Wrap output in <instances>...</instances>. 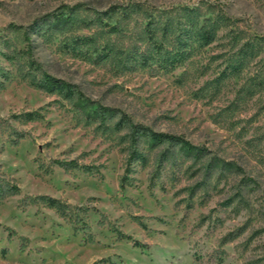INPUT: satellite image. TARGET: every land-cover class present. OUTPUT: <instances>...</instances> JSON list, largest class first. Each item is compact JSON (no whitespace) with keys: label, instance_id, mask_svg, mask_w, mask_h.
I'll use <instances>...</instances> for the list:
<instances>
[{"label":"rangeland","instance_id":"374dc122","mask_svg":"<svg viewBox=\"0 0 264 264\" xmlns=\"http://www.w3.org/2000/svg\"><path fill=\"white\" fill-rule=\"evenodd\" d=\"M0 174V264H264V0H0Z\"/></svg>","mask_w":264,"mask_h":264},{"label":"trees","instance_id":"16d2710c","mask_svg":"<svg viewBox=\"0 0 264 264\" xmlns=\"http://www.w3.org/2000/svg\"><path fill=\"white\" fill-rule=\"evenodd\" d=\"M212 5H209L208 8L202 9L200 7H192L187 8L184 7L183 9H175L171 8L169 12L166 11H154V13H150L147 15L149 21L147 22V31L150 37H154V42H156L157 46L162 47V40L157 38L158 31L164 33L173 28L178 27L180 29V24L185 26L184 30H181L179 33L186 31L187 33H191L194 37H198L199 41L203 42L204 44H209L211 41L217 37V33L219 31L220 21L219 19H211L208 17L210 13V8ZM72 17L70 13H58L54 15L53 22L55 26H62L66 25L68 22H71ZM154 19V21H153ZM182 21V23H181ZM220 22V23H219ZM154 23V29H151V26ZM171 28V29H170ZM170 29V30H169ZM250 39L244 43V48L253 50L255 45L253 44ZM47 88L50 89H57L56 81L54 78L45 75L42 81ZM101 115L103 118L106 117L107 110L102 109ZM26 116H32V113H26ZM121 120L128 122L131 124L133 128V133L136 134L138 131V125L133 124L132 121L126 117L124 114L121 117ZM13 130V129H12ZM141 130H148L145 127H142ZM11 134H15L13 130ZM18 134V133H17ZM162 140H167L169 142H179L184 144L186 149L192 151L195 147L193 145H189L186 143L182 137L175 136V135H161ZM21 138V137H20ZM23 138V137H22ZM19 191V188L16 185L10 184L9 181L4 177L3 174H0V199L5 198L10 195H15Z\"/></svg>","mask_w":264,"mask_h":264}]
</instances>
